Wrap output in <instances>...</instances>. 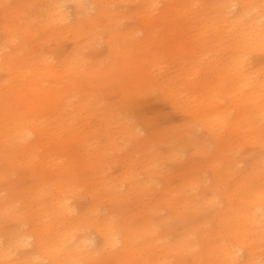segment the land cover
I'll use <instances>...</instances> for the list:
<instances>
[{
  "label": "bare ground",
  "instance_id": "obj_1",
  "mask_svg": "<svg viewBox=\"0 0 264 264\" xmlns=\"http://www.w3.org/2000/svg\"><path fill=\"white\" fill-rule=\"evenodd\" d=\"M50 1L51 8L37 15L29 14L30 10L27 12L29 0H21L11 9L0 5V68L8 75L0 83V181L20 168L27 169L31 179L24 195L18 199L23 207L14 206L15 199L10 195H0V264H32L38 259L47 260V264H71L85 258L92 264H108L112 257L119 264H173L169 260L173 253H191L192 264H264V60L258 59L252 65L245 61L250 53L264 55V0H211L209 6L196 10L193 5L201 0H141L137 9L145 22L159 16L194 20L204 29L213 26L217 44H224L225 54L219 58L222 61L215 60L208 66L205 77L193 83L201 92L200 99L191 104L195 106V120L213 136L220 134L223 128L229 129L227 123L232 124L233 120L217 106L221 99L236 97L239 100L237 117L249 127L251 138L259 145V150L252 155L251 165L242 175L229 167L211 170L210 191L207 190L202 201L215 210L212 219L217 218L216 225L210 232L205 234L191 225L188 232L177 236L174 233L172 238H175L170 243L160 240L163 237L158 234L161 221L141 218L144 207L134 215L135 224L102 212L104 200L122 207L123 201L133 196L137 198L138 190L150 185L152 180L141 181L135 171L124 180L123 172L119 176L113 174L110 164L114 159H111L120 142L111 141L106 132L110 144L91 146L92 143L86 144V138L94 131L74 126L78 111L86 113L82 119L86 123L95 110L104 108L101 101L90 99V93L79 92L84 78L77 76L89 74L88 82H95L100 73L91 70H97L96 64L100 62L86 68L87 63L81 62L83 55L76 45L72 53L62 55L59 60H53L41 50H31L29 42L35 33L43 27H52L57 19L64 20L63 0ZM71 1L77 9L76 26H71L73 31L79 32L76 43L80 41L84 45L93 40L91 26H95L99 18H106L110 28L107 43L114 45L112 23L117 14L111 8L113 0ZM88 6L96 14L85 16ZM86 32L93 37L88 38ZM3 46L10 50L5 53ZM158 57L155 52L150 62H156ZM196 72L200 70L188 72L182 79L194 78ZM70 79L75 83L68 86ZM126 80L127 85L129 79ZM143 81L131 87L136 92L147 87L165 91L173 83L172 79H154L149 73L143 75ZM165 92L172 96L174 103L181 98L177 93ZM236 92L239 93L235 95ZM71 95L80 96L77 103L69 98ZM119 104L123 108V98ZM104 109L102 124L110 127L111 123H118L123 133L121 118L115 117L116 113L109 115L111 111L107 109L110 108ZM176 157L175 152L163 155L171 160ZM210 159L215 160L217 156L212 154ZM136 163L146 169L148 178L162 177L165 184L157 193L161 200L156 196L148 203L150 208L157 209L163 196H180L195 189L188 174L174 176L169 169L160 167L156 153L151 161ZM123 181L130 182L125 191ZM2 189L0 182V191ZM81 193L89 197V204L83 209L77 205ZM163 202L171 207L170 218H184L185 211L180 205L173 200ZM11 220L18 223L5 224ZM95 235L99 237L100 246L91 249ZM161 243L165 245L164 254L157 251ZM203 255L209 256V260ZM177 264H184L183 260Z\"/></svg>",
  "mask_w": 264,
  "mask_h": 264
},
{
  "label": "rangeland",
  "instance_id": "obj_2",
  "mask_svg": "<svg viewBox=\"0 0 264 264\" xmlns=\"http://www.w3.org/2000/svg\"><path fill=\"white\" fill-rule=\"evenodd\" d=\"M29 1L31 2L27 6V12L30 10L29 14H43L52 6L50 0ZM210 1H196L197 4L193 5L194 10L201 9L202 6H209ZM20 2L21 0H0V5L1 8L11 9L13 5ZM140 4L141 0H113L111 8L117 14L112 23L114 45L107 43L110 28L106 25V18H99L94 23L96 25L91 26L95 37L86 32L87 37H93V40H88L84 45H81L80 41L76 43L79 32L72 30V27L76 26L75 21L77 19L75 4L71 0H63L61 15L64 20L57 19L51 25L52 27L47 28L46 26L40 29L39 32L35 33V37L30 38L29 46L32 51L41 50L42 53L53 57V60H59L67 53H72L75 47L78 46L77 51L83 55L81 62L87 63L86 68L90 64L100 62V64H96L97 70H94V68L91 70L100 73L99 79L95 82H88V79H91L89 74L77 75L84 78L81 88L79 85L81 89L79 92L83 91L84 93L81 92L83 95L90 93V99L93 97L97 102L101 101L100 103H103L101 106L105 108L102 109L110 108L107 109V112L111 111L109 115L114 116L113 114L116 113L115 117H120L123 121V133L119 129L118 123H111L110 127L108 124H102L104 112L101 107L100 110H95L96 113L94 112L86 123L82 120L86 113L80 114L78 111L75 114L77 117L74 126L83 131H94L86 138V144L88 142L92 143L91 146L99 147L100 144V147H103L105 142V146L110 144L111 141L120 142L121 145L118 151L112 155L111 159H114L110 164V170L113 174L119 176L123 172L124 180L126 175L131 174V171H135L136 176L141 181L152 180L150 185L138 190L139 195L136 196L137 198L133 196V199L123 201L122 207L116 203L112 205L109 200H104L101 206L102 212L121 217L123 221L126 219L131 224H135L134 215L139 208L144 207L140 213L141 218L161 221L162 226L160 225L158 234L163 237L160 240L170 243L175 238H172L174 233L176 234L174 236H177L188 232L191 225L199 227L200 231L205 234L210 232L216 225L217 218L212 219L215 210L202 201L207 190L210 191L208 185L213 180L211 170L229 167L239 176L242 175L244 171H247V167L251 165L252 155L259 150V145L253 141L255 140L254 137L251 138L249 127L244 125V121L239 120L240 117H237L239 100L236 97L221 99L217 106L218 110L229 114V120H233L232 124L227 123L229 129L223 128L220 134L213 136L208 134L207 130L195 120L193 114L195 106L191 104L200 99L201 92L193 83L199 82L200 79L205 77L204 73L209 69L208 66L214 64L215 60L218 63L222 61L219 58L225 54L224 44H217L218 38L214 35L216 32H214L213 26L211 29L209 26L204 29L199 27L194 20L190 22L173 17L161 18L159 16L151 22H145V18L137 13ZM88 14L94 15L96 11L88 6L85 16ZM27 20L30 19L27 18ZM185 48L187 51H185ZM2 49L6 53L10 50V47L3 46ZM155 52L159 56L158 60L151 63L150 59ZM258 59L264 60V55L250 53L245 61L247 64L252 65ZM58 68L60 69L61 66ZM198 69L200 72H196L194 78L188 77L187 81L191 79L190 82L182 79L186 73ZM135 73H140V75L134 76ZM145 73H149L159 81L172 79L173 83L170 84V89L165 91L170 94L171 92L173 94L177 93L181 98H178L179 100L174 103L172 96L163 89L153 87L144 88L142 92L138 91L139 93L136 92L131 86L144 82L143 75ZM7 77L5 70L0 68V83L2 79L4 82ZM126 79H129L127 85ZM68 81V86L75 83L71 79ZM237 93L239 92H236L235 95ZM78 97L80 99L78 95H71L69 98L74 99L77 103ZM121 98H123V108L119 104ZM63 117H65L64 113ZM106 132L111 137V141H108ZM169 152L177 153V157L173 160L163 158V155ZM220 152H223V155H219ZM155 153L159 157L160 167L169 169L174 176L188 174L192 177L195 186V189L191 191L192 193L186 192L180 196L175 195L172 197L163 196L164 198L162 197L157 209L150 208L148 203L156 196L161 200L157 193L165 185L162 182L163 178L161 177L162 180L160 177L148 178L146 169H143L140 166L141 164L136 163L140 160L151 161ZM212 154H215L217 159L211 160L210 156ZM119 160L120 162H118ZM129 181H125L126 185L123 181V191L128 189ZM0 182L3 187L0 195H10L11 198L15 199L14 206L23 207V202L18 201V199L24 195L27 186L31 183L27 169H17L8 178L2 179ZM10 182H16L17 185L13 186ZM173 182L177 183V179H174ZM164 200L170 202L173 200L174 203L180 205L185 211L184 218H170L171 207H169L168 202L164 203ZM88 204L89 197L85 193H81L77 198L79 209H83ZM183 204L185 205L183 206ZM17 223V220H11L5 224L14 226ZM99 246V237L95 235V242L91 245V249H96ZM25 247L29 248L30 246ZM164 250L165 245L163 247V243H161V246L157 247V251L164 254ZM202 257H205L204 259L210 258L207 255ZM38 260L32 264H47V260ZM169 260L173 264H177L181 260L184 264L193 263L191 253H173ZM117 263L114 257L109 258L108 264ZM71 264L92 263L90 259L85 258Z\"/></svg>",
  "mask_w": 264,
  "mask_h": 264
}]
</instances>
